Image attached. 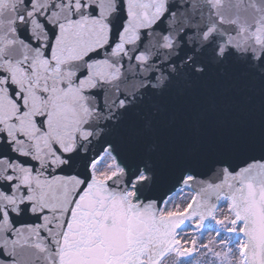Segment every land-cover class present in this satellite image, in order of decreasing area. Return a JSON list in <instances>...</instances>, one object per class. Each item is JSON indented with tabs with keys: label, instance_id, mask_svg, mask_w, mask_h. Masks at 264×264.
<instances>
[{
	"label": "snow or ice",
	"instance_id": "1",
	"mask_svg": "<svg viewBox=\"0 0 264 264\" xmlns=\"http://www.w3.org/2000/svg\"><path fill=\"white\" fill-rule=\"evenodd\" d=\"M123 3L128 19L122 24L121 0L108 5L103 0H51L47 9L40 0H0V17L6 11L11 16L9 38L19 35L33 47L22 61L4 56L0 64V143L27 157L13 162L19 169L8 167L0 173V191L6 196L0 200V264H201L203 257L213 264H232L234 256L237 264H261L264 155L235 169L217 161L211 171L223 169L218 182L203 185L183 207L169 208L159 192L170 171L183 161L153 158L148 125L123 126L129 97L116 87L123 67L116 58L126 55L125 41L141 42L137 62L148 65L143 45H152L157 68L144 90L152 81L170 76L169 69L188 55L194 60L209 51L220 59L238 55L264 67V19L247 35L225 28L232 0ZM58 6L72 15L53 16L56 22L51 23L48 17ZM157 17L164 26L158 23L151 31L167 39L153 35L141 41V31ZM134 19L140 22L135 28L130 24ZM221 44L227 47L222 50ZM158 46L176 55L161 63ZM9 47L15 49L14 40ZM109 93L120 94L106 107ZM117 104L120 108L114 111ZM108 113H113L111 119L93 120ZM137 140L142 141L140 150ZM122 148L126 156H121ZM101 152L110 155L101 157L105 163L98 169L99 160L93 156ZM121 179V190L112 191ZM195 179L183 176L188 182L184 189L191 191ZM220 201L226 203L227 213L217 217ZM217 226L235 243L225 241ZM206 235L214 239L206 240Z\"/></svg>",
	"mask_w": 264,
	"mask_h": 264
},
{
	"label": "water",
	"instance_id": "2",
	"mask_svg": "<svg viewBox=\"0 0 264 264\" xmlns=\"http://www.w3.org/2000/svg\"><path fill=\"white\" fill-rule=\"evenodd\" d=\"M103 2L108 5L111 0H103ZM165 2L166 0H161V4ZM50 3L51 0H40L41 8L47 9ZM66 12L70 18L72 14L68 12L67 7L58 6V10L50 15L48 20L55 23L53 16L56 19H63V13ZM107 14L108 8L105 7L103 15ZM119 15L122 24L127 21L123 0ZM10 18L7 11L0 17L3 21V29L0 30V64H3L4 56L16 62L22 61L24 55L33 52L31 43L19 35H12L9 38ZM161 19L157 17L151 25L145 26L140 33L141 41L145 36L153 35L161 40L167 39V36H162L160 31L154 33L151 31L158 23L161 27L164 26ZM262 19H264V0H232L230 10L225 13V28L229 31L235 28L239 30V34L251 35V30ZM139 23L138 19L130 22L133 28ZM164 23L171 26L173 21ZM33 24L35 25V21ZM17 27L23 28L22 25ZM35 34L34 27L33 35ZM220 35L226 34L220 33ZM30 39L29 37L28 40ZM13 40L15 49L9 47ZM116 40L118 42L119 37ZM125 47L126 55L116 58V63L123 65L121 81L116 87H119L120 93L129 97L126 103L127 111L123 113L125 118L123 126L127 128L130 123L139 124L141 127L148 125L146 139L153 158L183 161L181 165L170 171L166 183L161 187L159 195L164 197L162 203L181 185L182 177L187 173L184 171L185 168L191 169L190 173L196 177L192 185L200 191L203 185L218 182L220 179L222 168L217 167L214 172L211 171V165L217 161L235 169L246 160L264 155V67L238 55L220 59L209 51L202 57H196L195 60L192 55H188L187 59L181 61L177 67L169 69L172 73L170 76L152 81L151 86L144 90L149 83L147 78L157 68V65L152 63L156 51L151 50L152 45L144 44L143 50L148 56L149 63L142 65L137 62L142 50L141 42L125 41ZM226 47V44L220 45L222 50ZM157 50L161 54V63L176 55L175 51L165 54L160 46ZM120 93L107 94L106 107H111V101L118 98ZM119 108L120 105L117 104L114 111ZM112 114L94 115L93 120L102 122L111 119ZM136 116L140 119L133 120ZM99 135L97 131L96 136ZM136 147L140 150L141 140H137ZM102 153L93 156V159L97 160ZM126 155V148H122L121 156ZM17 160L25 161L27 157L17 156L7 144L0 143V173L8 167L19 169V165L13 163ZM183 182L185 184V181ZM120 185L122 179L116 181V185L111 190H121L118 187ZM4 199H6L5 193L0 191V200ZM256 259L260 260L259 252ZM37 264L40 262L37 261Z\"/></svg>",
	"mask_w": 264,
	"mask_h": 264
},
{
	"label": "rangeland",
	"instance_id": "3",
	"mask_svg": "<svg viewBox=\"0 0 264 264\" xmlns=\"http://www.w3.org/2000/svg\"><path fill=\"white\" fill-rule=\"evenodd\" d=\"M191 193H188L186 191H182V192H179L175 198H174V202H171V205L169 206V208L171 207H183L188 201L189 199L191 198ZM223 214H226V213H223ZM222 214V215H223ZM211 227V225H210ZM218 230L221 231V232H224V236H223V239L229 243H232L234 244L235 243V240L233 238L232 235H229L226 230L220 226H217ZM189 236H191V232H189ZM205 239H214V237L212 235H206L205 236ZM203 242V241H201ZM201 264H213V261L211 258H208V257H203L201 258ZM232 264H237V259L236 257L234 256L232 258Z\"/></svg>",
	"mask_w": 264,
	"mask_h": 264
},
{
	"label": "bare ground",
	"instance_id": "4",
	"mask_svg": "<svg viewBox=\"0 0 264 264\" xmlns=\"http://www.w3.org/2000/svg\"><path fill=\"white\" fill-rule=\"evenodd\" d=\"M189 174H190V173H186L185 175H189ZM191 175H192V174H191ZM183 181H185V184L188 183L186 180H183ZM190 187H191V191L185 190V189L183 188V189L181 190V192H182V191H186V192H188V193H191V195H192V194H193L194 192H196V191H195V189H192V184L190 185ZM174 198H175V197H173V198L171 197V198L167 201L166 204H167L168 207L171 205V202H174ZM169 202H170V203H169ZM224 203H225V202H222L221 204L224 205ZM214 207H215V203H214V205H213L212 208H214ZM221 208H222L221 211H220V210H219V211H220L221 213H225L226 210L223 209V207H221ZM220 216H221V215H220ZM217 217H218V216H217ZM185 223H191V221H186Z\"/></svg>",
	"mask_w": 264,
	"mask_h": 264
}]
</instances>
